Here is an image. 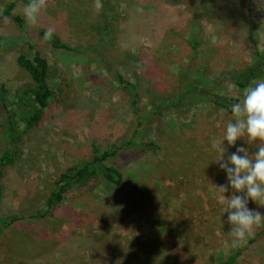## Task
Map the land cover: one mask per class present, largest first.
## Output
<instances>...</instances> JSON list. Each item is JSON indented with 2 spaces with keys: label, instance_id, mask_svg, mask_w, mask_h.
Instances as JSON below:
<instances>
[{
  "label": "rangeland",
  "instance_id": "374dc122",
  "mask_svg": "<svg viewBox=\"0 0 264 264\" xmlns=\"http://www.w3.org/2000/svg\"><path fill=\"white\" fill-rule=\"evenodd\" d=\"M27 3L0 0V15L12 5L0 18V92L22 134L2 179L0 227L19 220L2 229L0 264H224L249 240L235 264H264V226L244 246L234 247L227 234L216 187L227 183V174L214 162L220 153L212 146L233 119L231 105L243 98L235 75L264 54V0H51L31 26L23 14ZM49 27L63 43L86 50L46 45L40 33ZM35 50L48 61L54 95L43 122L24 133L32 82L15 59ZM117 74L136 87L140 127ZM195 85L236 102L224 109L205 101L189 109L171 104ZM137 129L144 131L133 136ZM133 139L153 141L161 153L122 147L105 163L121 171V187L76 188L53 217L30 219L58 176L89 159L92 144L103 150ZM239 146L257 150L244 138ZM224 147L225 159L236 151L226 141ZM8 149L0 105V159ZM248 206L264 213L253 201Z\"/></svg>",
  "mask_w": 264,
  "mask_h": 264
},
{
  "label": "trees",
  "instance_id": "16d2710c",
  "mask_svg": "<svg viewBox=\"0 0 264 264\" xmlns=\"http://www.w3.org/2000/svg\"><path fill=\"white\" fill-rule=\"evenodd\" d=\"M12 9V5L7 6V8L1 13L0 18L6 17L10 15V11ZM17 24H21V19L16 17L14 19ZM45 32L40 33V37L42 41L50 46L51 48L64 50L71 53H78L86 50L84 47H76L71 46L66 43L60 41L56 34H54L51 41H44L43 36ZM2 45V39L0 38V46ZM198 43L193 44V49L196 50ZM31 47V46H30ZM32 48V47H31ZM79 48V49H78ZM260 55V60H256L253 66H249L248 68L239 71L235 75L236 86L244 89L245 87L249 86V84L255 80L257 77L263 74V66L262 63L264 62V54ZM15 62L19 68L24 70L28 76L30 81L32 82V86L28 88L27 95L24 99L26 102H29L30 105L33 107L29 116L23 118L22 122L24 124V133L28 131H34L39 127V125L43 122L45 113L49 108V104L52 102L53 98V91L49 85V72L50 67L46 58L39 52L35 50L31 57H27L24 54H19ZM115 79L117 80L120 87H123L127 90L130 96V105L132 109L135 111L136 119L138 120L139 117V110L137 107V99H138V92L136 91L135 85H131L129 83H125L122 75L117 74ZM125 84V85H124ZM186 92H181L177 98L174 97V100L171 101L173 106L177 104H183L185 108H191L194 105L199 104L200 102H208L211 103L219 108H227L228 104L225 102L233 101L234 99H229L223 97L224 101H220L219 98L216 99L212 97V94L207 91L202 92V90L197 89L196 85L191 88H187ZM187 95L192 96L194 99V103L190 104L189 98ZM164 97V96H163ZM163 97L157 101V114H160L162 106L160 103L163 102ZM191 98V99H192ZM235 101V100H234ZM236 102V101H235ZM164 103H169V101H164ZM234 104V103H233ZM0 105L5 113V119L7 123V130L9 134V142L11 144V149L2 156L0 159V202L3 197L4 191V184L2 183L4 171L7 166H10L14 162V151L11 154V150L15 149L18 146L20 140L22 139V134L17 133L16 128V113L8 108V104L6 103V99L3 96V92H0ZM147 118V117H146ZM140 120V119H139ZM137 121V126H142L141 121ZM144 129L134 130L133 136L141 134ZM123 148H127L126 150H132L131 148H137L141 152L150 153L152 156H158L161 153V147L157 145L153 141H137L127 140L121 145H112L109 148L101 150L96 144L91 145V153L89 159L83 161L78 165H74L69 167L64 172H62L57 180L54 183L52 190L50 191L45 203L44 208L41 211H38L34 215L30 216V219H38L42 220L46 217H53L55 211L61 206V204L66 200V196L76 188H86L91 183H98V182H105L110 189H118L122 186L124 181V176L117 168L114 166H107L105 165L106 162L113 159L119 151ZM19 217L14 216L8 218L7 220L1 223L0 235L3 232V228H7L9 225L13 224L14 222L18 221ZM260 235H258L259 237ZM252 240H249L248 244L244 247H239L235 254H232L224 264H235L236 259L240 254L252 244Z\"/></svg>",
  "mask_w": 264,
  "mask_h": 264
},
{
  "label": "clouds",
  "instance_id": "9594fccd",
  "mask_svg": "<svg viewBox=\"0 0 264 264\" xmlns=\"http://www.w3.org/2000/svg\"><path fill=\"white\" fill-rule=\"evenodd\" d=\"M50 2L28 0L23 11L26 23L30 26L37 24ZM54 34L53 27L47 28L43 40L51 41ZM242 97L231 105L233 119L227 123L223 137L212 140L213 148L220 153L214 162L227 174V183L216 187L219 202L224 205L222 211L227 213L226 222L230 225L227 234L234 247L244 246L255 229L264 226V213L248 206L249 201H253L264 207V79L253 80L242 90ZM242 138L248 145L255 144L257 150L250 153L248 148L236 147ZM225 141L228 146L236 147L226 159ZM229 188L233 194L226 196Z\"/></svg>",
  "mask_w": 264,
  "mask_h": 264
}]
</instances>
